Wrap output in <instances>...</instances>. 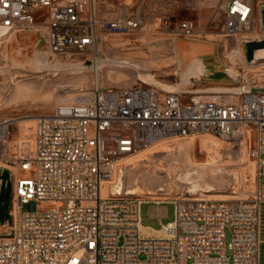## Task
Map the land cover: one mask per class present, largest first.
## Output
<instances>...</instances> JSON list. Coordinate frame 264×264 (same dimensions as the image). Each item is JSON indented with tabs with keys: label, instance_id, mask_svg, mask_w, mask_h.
Segmentation results:
<instances>
[{
	"label": "built area",
	"instance_id": "obj_1",
	"mask_svg": "<svg viewBox=\"0 0 264 264\" xmlns=\"http://www.w3.org/2000/svg\"><path fill=\"white\" fill-rule=\"evenodd\" d=\"M155 4L142 0L107 19L97 0H0V47L34 31L50 55H85L95 51L100 33L125 35L145 26ZM262 6L264 0H219L222 37L242 49L261 41L263 33L248 34ZM178 30L185 39L198 34L190 22ZM237 79L238 86L217 94L138 85L78 89L50 114L35 117L32 139L14 148L17 119L0 116V169L12 180V224L0 232V264H259L264 93L246 76ZM201 135L243 150L253 139L250 200L183 193L162 234H145L153 229L142 226L140 209L149 202L125 188L123 162L160 142ZM118 185L120 193L113 191ZM29 201L46 208L23 213Z\"/></svg>",
	"mask_w": 264,
	"mask_h": 264
},
{
	"label": "rangeland",
	"instance_id": "obj_2",
	"mask_svg": "<svg viewBox=\"0 0 264 264\" xmlns=\"http://www.w3.org/2000/svg\"><path fill=\"white\" fill-rule=\"evenodd\" d=\"M154 1L156 2L154 11L147 16L145 26L125 35L100 33L95 51L85 55H72L70 57L50 55L47 52L44 40L39 35L35 36L31 42L24 43L20 40L17 42L11 40L0 47V72H2L0 74V116L17 119V124L12 131L11 148L17 146L20 140L29 141L32 139L33 119L35 117L50 114L56 105L69 100L63 95L64 93L59 91L60 87L65 91L68 88H76L77 90L92 88L97 64L101 67L99 86L104 89L138 85L153 87L166 92L186 90L201 94L223 92L239 85L238 79L232 80L225 73H222V75L213 74L205 79L194 78L190 80L188 85L189 78L197 76L201 72L191 74L192 64L185 73L183 72L184 67L180 66L175 50L176 43H179V40H198L210 44L225 69L232 70L235 77L238 75L246 76L250 82L257 86V91L264 93V59L259 62L263 65L256 67L248 65L249 63L245 58V48H241L242 59L232 61L231 55L236 52L239 44L235 43L234 40L227 41L222 37V19L215 11L219 0ZM141 2L142 0H97V6L101 17L112 19L123 9L128 8L131 12L134 10V6L141 4ZM143 8L145 7L143 6ZM184 22L192 24L193 30L198 33L196 39H185L178 35V29ZM261 35L260 13L256 10L255 29L251 34H248V37ZM37 48L43 49L48 54H44V52L37 53L35 51ZM37 54L45 57L49 64L59 66V70L47 71L42 75L34 74ZM142 55L148 56L144 57ZM138 57L150 58V61H148L149 72L134 75L126 70L120 71V68L114 64V61L133 60ZM198 68L201 71L200 64ZM146 75H149L151 79H147ZM42 84H45V97L43 92L37 90V87ZM19 86L25 87L29 91L27 97L19 98L17 92ZM33 91L34 94H31ZM76 92H71V94ZM210 139L215 140L218 145L216 150L218 155L216 154L217 157L213 159L215 165H235L242 160L255 171L252 153L253 139L251 140L250 149L243 150L236 147L232 148L228 142H223L213 136L201 135L185 140L163 141L147 149V151L130 157L131 166L126 167L124 174L125 188L133 184L134 187L138 188L136 194L142 195L146 200L150 199L149 194L152 190L141 186L140 178L144 172L149 176H154L159 173L157 170L164 171L168 169L167 162L161 159V153L167 149H173L174 154H176V148L179 146L195 142H206ZM159 144L161 145L159 146ZM155 151L157 154H153ZM210 153L197 150L195 157H197L199 163H204L214 156ZM142 159L148 161L140 163ZM122 166H126L125 161ZM254 171L247 170L244 172L245 175L239 172L236 182L229 187L227 195H241L240 199L248 198L250 200L251 194L256 189V173ZM169 190V192H166L167 194L165 193L166 196H162V198H168L169 201L149 202L141 206L140 217L143 227L158 231L162 225L173 221V203L187 190L177 187H169ZM161 194L159 193V195ZM199 196L198 192L193 193V197L199 198ZM45 208L35 201H29L22 205L21 211L23 213H35ZM5 225L6 227L1 229L0 232H5L8 229L7 224ZM228 240L229 238H227Z\"/></svg>",
	"mask_w": 264,
	"mask_h": 264
},
{
	"label": "bare ground",
	"instance_id": "obj_3",
	"mask_svg": "<svg viewBox=\"0 0 264 264\" xmlns=\"http://www.w3.org/2000/svg\"><path fill=\"white\" fill-rule=\"evenodd\" d=\"M180 48L183 49L182 47ZM198 50L203 51V49H198ZM241 50H242L241 47L238 46L236 49V52L231 55L233 62L239 58L242 59ZM35 51L37 53L44 52L43 49H40V48L35 49ZM44 54H48V53L44 52ZM142 56L146 57L148 55H142ZM144 57L134 58L133 60L128 59L126 61H114L115 62L114 64L118 68H120V71L126 70L128 72L133 73L134 75H141L142 73L149 72V69H150V67H148V64H149L148 61H150V58L148 57L149 59H145ZM263 59H264V51H258L255 53L254 61L252 63H249L248 65L255 66V67L263 65V64H259L260 60L263 61ZM95 61H96V58H95ZM179 64L181 67H184L183 69L184 73L191 64H192L190 68L191 74L201 72L197 76L190 77L188 80V85L190 84V80L192 78H200L205 74L203 64L199 60L193 61L192 63L186 66H182L180 62ZM199 64L201 66V71L198 68ZM100 69L101 67L98 66L97 64V68L95 69L94 85L98 84V86L100 82L99 81ZM58 70H59V66L49 64L46 61L45 57H43L41 54H37V64L34 68V74L42 75L43 73L47 71H58ZM1 73L2 72H0V74ZM227 73L231 78L237 79V76L236 77L234 76L235 73L232 70H228ZM146 76H147V79L149 80L151 79L149 75H146ZM37 88L39 92L40 91L43 92V96H44L45 84H42L40 85V87H37ZM76 90H77L76 88H68L65 91V89L63 90V88L61 87L59 88V91L64 93L63 95L66 96V98L68 99H70L73 95H75L73 93L71 94V92H76ZM17 92L19 94V98L27 97L29 95V91L25 87H22V86L18 87ZM217 93H221V92H212V94H217ZM31 94H34V91ZM26 128H29V127H26ZM160 145L161 144H159V146ZM217 146L218 145L216 141L210 139L206 142H201V143L195 142V143H191L188 145L179 146L176 148L177 150L176 154H174L173 149H167L163 151L161 153L162 154L161 159L164 162H167L168 169L164 171H162L161 169L157 170L159 173H156L154 176H149V174H147L146 172L141 174V178H140L141 186L152 190V192L149 194L151 198L148 200L146 199L144 200L146 202L169 201L168 198H162V196L163 197L166 196L167 194L166 192L169 190V187L170 188L177 187V188L187 190L186 194L190 196H193L194 192H198L200 195L199 199H203V200H213V201H219V202H232V201L240 200L239 197H242L241 195H238V196H235L233 194L227 195L229 187L236 182V177L239 172L244 174V172H246L247 170H250L252 172L254 170L248 167L245 161H242V160H240V162L235 165H223V166L215 165L213 159L217 157L218 155L216 151ZM197 150L208 152V153L211 152L210 154H214V156L211 157L210 160L205 161L204 163H199L197 160V157H195ZM153 154H157V152L155 151L153 152ZM147 161L148 160L146 159H142L140 160V163L147 162ZM125 163H126L125 167L131 166V159L129 158L126 159ZM127 189L130 190L129 192H131L132 194H136V191L138 190V188L134 187L133 184L130 187H127ZM159 193L160 194L162 193V194L159 195ZM4 227H6V225L3 227H0V230L3 229ZM143 232L145 234L153 235L156 237L162 234L160 231L148 230V229L143 230Z\"/></svg>",
	"mask_w": 264,
	"mask_h": 264
},
{
	"label": "water",
	"instance_id": "obj_4",
	"mask_svg": "<svg viewBox=\"0 0 264 264\" xmlns=\"http://www.w3.org/2000/svg\"><path fill=\"white\" fill-rule=\"evenodd\" d=\"M259 13L263 36L261 41H251L245 44V58L248 63L254 61L256 52L264 51V6L260 8ZM213 52L214 54L212 56H206L203 61L199 60L203 64L205 74L198 79L209 78L213 74L222 75V73H225L230 79L234 80L228 75V70L221 65L214 49ZM121 188V185H118L113 189V191L116 193H120ZM11 194L12 180L10 172L6 169H0V226L5 225L6 223H8L9 225L12 224V217L9 214L11 208Z\"/></svg>",
	"mask_w": 264,
	"mask_h": 264
},
{
	"label": "crops",
	"instance_id": "obj_5",
	"mask_svg": "<svg viewBox=\"0 0 264 264\" xmlns=\"http://www.w3.org/2000/svg\"><path fill=\"white\" fill-rule=\"evenodd\" d=\"M39 34L35 33L34 31L25 32L14 35L11 40L20 42H31L35 36ZM10 40V41H11ZM179 43H176V53L177 59L182 64V66H186L193 61L201 60L206 56H212L214 54L213 47L206 42H201L198 40H179ZM182 47L183 49H181ZM198 49H203L200 51ZM221 63V62H220ZM224 67V65L221 63ZM260 250H259V264H264V205L260 208Z\"/></svg>",
	"mask_w": 264,
	"mask_h": 264
}]
</instances>
